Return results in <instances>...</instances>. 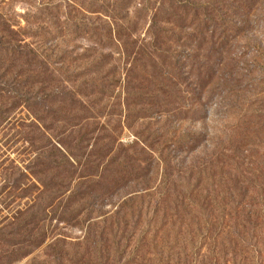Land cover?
<instances>
[{
  "label": "rangeland",
  "instance_id": "374dc122",
  "mask_svg": "<svg viewBox=\"0 0 264 264\" xmlns=\"http://www.w3.org/2000/svg\"><path fill=\"white\" fill-rule=\"evenodd\" d=\"M250 2L0 0V264H42L56 238L68 252L88 222H122L128 196L142 222H199L153 210L239 111L257 110L264 144V0ZM58 147L76 156L69 187Z\"/></svg>",
  "mask_w": 264,
  "mask_h": 264
},
{
  "label": "trees",
  "instance_id": "16d2710c",
  "mask_svg": "<svg viewBox=\"0 0 264 264\" xmlns=\"http://www.w3.org/2000/svg\"><path fill=\"white\" fill-rule=\"evenodd\" d=\"M256 1L250 2L248 8ZM155 31H151L154 42L159 44L161 39ZM53 92L51 102L57 97L54 89ZM28 100L30 102V97ZM247 108L245 113L234 114L240 120L247 117L244 124L226 128L201 163H191L184 172L178 171L171 183H163L167 189L153 212L157 214L162 202L169 200L170 210L176 212L182 208L199 222H170L168 219L142 222L138 209H124L138 199L128 196L119 207L124 215L122 222H88L83 238L68 242L72 247L68 252L60 249L66 241L54 239L47 245L52 251L45 253L42 264H264V144L252 139L259 135V122L251 117L256 109ZM48 113L55 114L53 106ZM56 150V155L62 157L56 165L68 169L69 187L73 185V175L69 174L72 172L65 163L73 167L76 156L69 148ZM61 160H65L64 164ZM160 160L163 164L164 159ZM173 170L168 162L163 166L167 175L173 174ZM97 177L100 179V172L85 179L92 183ZM168 187L174 190L170 192ZM85 192L89 190L82 193ZM30 223L34 227L38 225ZM33 231L35 228L31 229ZM44 241L40 238L34 246ZM56 242L63 243L59 246Z\"/></svg>",
  "mask_w": 264,
  "mask_h": 264
}]
</instances>
